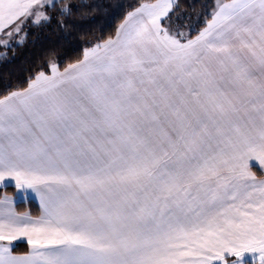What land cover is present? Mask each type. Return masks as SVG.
Returning a JSON list of instances; mask_svg holds the SVG:
<instances>
[{
	"label": "snow or ice",
	"instance_id": "1",
	"mask_svg": "<svg viewBox=\"0 0 264 264\" xmlns=\"http://www.w3.org/2000/svg\"><path fill=\"white\" fill-rule=\"evenodd\" d=\"M101 10L0 95V264H264V0H0V58Z\"/></svg>",
	"mask_w": 264,
	"mask_h": 264
},
{
	"label": "trees",
	"instance_id": "2",
	"mask_svg": "<svg viewBox=\"0 0 264 264\" xmlns=\"http://www.w3.org/2000/svg\"><path fill=\"white\" fill-rule=\"evenodd\" d=\"M93 3H100L109 12L113 11L116 4H127L130 0H91ZM204 0H181L182 5L194 3L197 7ZM122 19V14L116 19H109L108 13L103 10L92 12L90 17L78 20L79 30L73 31L66 36L53 24L46 29H33L37 35L29 39L23 45H17L15 49L7 50V58L0 60V95L4 94L5 85H10L8 90L25 87L30 76H34L38 70L47 71V62L57 59L60 67L77 59L85 47V39L95 40L114 33L115 26ZM8 188H0L5 190ZM20 205L16 204L18 209ZM32 210H34L32 208ZM33 212V211H32ZM16 251H25L26 245L23 242L16 243Z\"/></svg>",
	"mask_w": 264,
	"mask_h": 264
},
{
	"label": "rangeland",
	"instance_id": "3",
	"mask_svg": "<svg viewBox=\"0 0 264 264\" xmlns=\"http://www.w3.org/2000/svg\"><path fill=\"white\" fill-rule=\"evenodd\" d=\"M4 51H5V49L0 48V52H4ZM0 60H1V58H0ZM18 205H20V207L18 208V211L27 210V211L31 212V214L34 216L39 215V211H40L39 202L36 199L34 200V198L33 199L30 198L28 200H22V201L18 202ZM32 208L34 210H32ZM23 243H25V242H23ZM25 245H26V243H25Z\"/></svg>",
	"mask_w": 264,
	"mask_h": 264
},
{
	"label": "crops",
	"instance_id": "4",
	"mask_svg": "<svg viewBox=\"0 0 264 264\" xmlns=\"http://www.w3.org/2000/svg\"><path fill=\"white\" fill-rule=\"evenodd\" d=\"M0 188H2V187H0ZM5 193H7V194H9V195H15L16 194V190H15V188H14V186L13 187H9L8 189H5V190H1L0 191V195H3V194H5ZM30 198H34V197H29V199ZM34 200H35V198H34ZM17 211H18V209H17ZM18 242H25L26 243V249H27V242H26V240H20V241H17V242H14L15 244L16 243H18Z\"/></svg>",
	"mask_w": 264,
	"mask_h": 264
}]
</instances>
